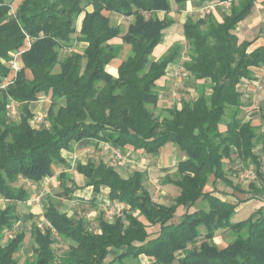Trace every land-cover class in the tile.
Returning a JSON list of instances; mask_svg holds the SVG:
<instances>
[{"label": "trees", "instance_id": "1", "mask_svg": "<svg viewBox=\"0 0 264 264\" xmlns=\"http://www.w3.org/2000/svg\"><path fill=\"white\" fill-rule=\"evenodd\" d=\"M188 1L231 4L222 21L212 13L188 17L183 25L185 43L152 59L164 30L174 23L171 12H181ZM257 1L20 0L11 12L13 0H0V77L10 73L5 62L11 53H19L23 61L10 84L0 89V196L8 201L0 209V264H19L17 253L26 238L25 230L6 235L20 219L17 204L30 196L26 187L16 183L52 176L55 166L65 163L62 149L85 138H101L121 151L131 146L147 153L176 143L185 157L177 164L176 176L166 182L178 186L180 193L170 205L159 203L145 184L146 171L135 170L125 178L103 161L80 164L77 168L88 185L97 192L108 187L109 198L129 208L115 221L99 217L96 230L85 219L76 220L54 204L46 205L49 225L42 230L32 223L33 256L24 264H128L141 256L149 264H264V208L237 220L242 200L205 190L212 175L215 185L219 180L232 184L225 175V159L252 164L264 183L255 150L264 142V105L259 125L245 120L237 89L240 82L255 80L253 67L264 66V45L251 49L254 39L240 40L236 33ZM261 4L264 9V0ZM104 11L132 21L124 31ZM159 11L165 12L163 18ZM124 44L131 51L115 76L107 67ZM184 51V67L199 81L200 94L194 100L184 99L181 108H167L161 117L154 111L158 80ZM41 93L50 94L48 124L36 127L31 123L30 102ZM10 100L20 107L18 119L10 116ZM200 199L207 201L208 208H194ZM180 205L184 207L180 220L171 222ZM149 225L160 226L155 237H150ZM219 229L235 234L223 248L214 241ZM58 241L69 243L60 255L54 248Z\"/></svg>", "mask_w": 264, "mask_h": 264}, {"label": "crops", "instance_id": "2", "mask_svg": "<svg viewBox=\"0 0 264 264\" xmlns=\"http://www.w3.org/2000/svg\"><path fill=\"white\" fill-rule=\"evenodd\" d=\"M18 3L15 5V7H13L14 5L12 6L11 12H13L16 9ZM205 7H210L211 11L208 12L206 9H204ZM229 10L230 7L225 2L215 3V2L207 1L203 4H198L193 1H188L185 8L181 12H174V11L171 12V13H176V15L172 16V18L174 19V23L172 25H175L176 27L171 29L172 31L164 30L163 39L161 42L162 44L160 43V45L157 46L156 49L161 46L162 47L166 46V44H173L178 39L181 38L185 40L183 34L184 33L183 25L185 21L188 19V17L200 18L212 13L215 15V17L218 20L222 21L223 16L229 13ZM157 14L161 18L165 16V12L163 11H159ZM81 15H82L81 20L79 21L78 19L76 23L77 31H79L81 28L84 12ZM108 15L111 16L113 15V13L109 12ZM179 24L182 27V35H179V37H175L173 30L177 29ZM263 24H264V9L262 7L261 0H258L255 7L253 8L252 13L239 22L236 33L238 34L240 40L254 39V43L251 46V49H253L257 46L264 45V34H261L262 33L261 27L263 26ZM256 28L258 29L259 33L255 37L250 38L251 34L255 32ZM84 45L85 44L83 43L81 44L82 47ZM11 54L13 57L15 53H11ZM115 59L112 60L115 63L114 65H112L114 71H111L109 69L110 64L108 65L107 69L110 73L117 76L118 66L125 58L119 57L117 61H115ZM9 61L10 60L6 61L5 63L10 67V73L6 77H0V89H5L7 85L10 84L16 73L23 67V61L20 59L19 61L21 64V68L18 71H14ZM252 69L255 80H244L237 85V89L243 101L244 99L246 98L248 99L251 97L254 98L256 97L257 99L259 98L258 100H260L261 98L264 99V66L253 67ZM182 71L185 75L189 73L187 69H185L184 64L183 65L179 64L178 60L173 61L168 65L166 69V75H164L158 81H164L165 79H174L175 76L181 74ZM27 72H30L31 75V76L28 75L27 76L32 78L31 71L27 69L26 74ZM171 84L172 83H157L158 85L157 89L159 92L158 105L161 103L162 105L166 104L164 102H167L169 104L171 100V95H169L168 91ZM186 85L188 84H185V86ZM190 86L193 87L191 89L192 90L191 97L189 99L181 98V101L174 103L173 106L181 108L182 101L184 99L194 100L199 96L201 91L200 84L189 83V87ZM185 89L188 90L189 88L185 87ZM206 92L208 93L210 92L209 87L206 88ZM1 95L2 92L0 91V97ZM45 98L50 99V94L41 93L36 100L30 102V109L34 113V117L31 120L33 126L39 127L41 123L46 122L47 110L50 106L51 100L49 101L50 103L46 104L43 100ZM8 105L9 108L11 107L10 109L13 108L12 112L16 113L17 106L19 105L12 100L9 101ZM162 107L168 108L167 105H163ZM44 110L45 113L42 120L37 121L36 118L39 115H43L42 112ZM20 116H21V110L20 112H18V117ZM105 144H110L112 147H114V145H112L107 141H104L101 138L82 139L79 142L75 143L72 148L62 149L61 152L63 157L65 158V163H63L62 165L55 166V172L52 176L46 177L39 182L31 181L38 185L40 191L38 194L36 193V191H34L33 193L29 192L30 193L29 198L26 201H22L17 204L18 213L20 214V219L17 221L15 225V228L20 230H26L25 226L29 227V232L26 231V238L24 242L25 244L21 249L24 257H26L27 255L28 256L33 255V236L31 232L32 223L35 222L36 219L37 220L40 219L41 222L37 221L35 223H37L38 227L41 228L42 230H44L49 225L48 221L45 218L44 211L46 205H49L50 203L54 204L59 211L65 212L70 217L73 218V216H75L74 219L76 220L85 219L87 225L89 221L92 219L96 220L99 217L102 216L105 217L106 211L108 209L106 206L107 202L114 203L115 204L114 209L117 211L113 219L109 221H115L120 215L123 214L125 209L129 208V206L124 202H120V201L116 202L117 200H111L108 195L109 194L108 187L103 186L101 187L99 192L95 191L93 185L87 184V177L77 168L78 165L87 164L88 162H93L97 164L100 161H103L109 164L105 159L104 155L102 154L104 153ZM108 153L112 154L113 153L112 149H109ZM122 153L126 157L127 163L129 165L125 162L126 164H123L119 167L115 165L114 167L125 178L131 175V173L129 174L130 167L128 166L134 168V171L135 170L146 171L147 174L151 176H155L156 173L166 174V169L172 165H174V169L176 170L178 162L185 157V154L181 150L180 146L173 142L166 143L164 146L160 148L159 152L157 153H147L142 150H135L131 146L126 147L124 151H122ZM215 194L222 197V192H215ZM7 203L8 201L0 196V209L5 208ZM41 223L43 224L42 226ZM98 229L99 227L96 230ZM54 233L57 234L56 232ZM58 242L62 243L61 241ZM179 254H181V252H179ZM146 259L148 261L147 257ZM24 263L25 261L22 262V264Z\"/></svg>", "mask_w": 264, "mask_h": 264}, {"label": "rangeland", "instance_id": "3", "mask_svg": "<svg viewBox=\"0 0 264 264\" xmlns=\"http://www.w3.org/2000/svg\"><path fill=\"white\" fill-rule=\"evenodd\" d=\"M20 0H13V7H15V5L19 2ZM104 13L107 15L109 12L108 11H104ZM176 15V13H171L170 16H174ZM81 16H79V21L81 20ZM77 19V21H78ZM111 19H112V23L113 24H117L120 25L123 30L125 31L129 25V23L132 21V18H126L122 15L113 13V15H111ZM175 25L170 26L169 28L165 29L166 31H169L173 28H175ZM172 31V30H171ZM175 37H179V35H182V27L179 24L177 29L173 30ZM261 34H264V24L261 27ZM166 33V32H165ZM258 29L256 28L255 32H253V34H251L250 38L255 37L258 34ZM116 41L120 42V39H117ZM177 43H185V40L183 38L178 39L175 43L173 44H166V46H161L159 48H157L155 50V52L152 54L151 58L152 59H159L161 58L163 55H165L167 52L170 51L171 48H173V46ZM162 44V43H161ZM160 45V44H159ZM158 45V46H159ZM77 48L81 49L82 46L81 44L77 46ZM131 49L129 45H125L121 51V54L118 56V58L115 59V61H117L119 59V57L121 58H126V56L130 53ZM64 54V52L62 53V55ZM187 58L185 51L183 52V54L177 59L179 64L183 65L185 59ZM115 63L112 61L110 63V70L114 71V68L112 67V65H114ZM59 69V65H57L56 70ZM183 69V68H182ZM28 76L30 75V72H27ZM165 79V78H164ZM199 81H194L192 76L188 73V74H184L183 71L181 72V74H179L178 76H175L174 79H165L164 81H158V83H172L169 87V95H171V100L169 102V104L167 102H164L166 104L163 105H167L168 108L173 107L174 103H177L179 101H181V98H186L189 99L191 97V92H192V86L189 87V83H198ZM188 84L185 86V84ZM189 88L188 90L185 89V87ZM201 89V87H200ZM259 99V98H258ZM256 97H251V98H246L244 99V106H243V110L240 114L241 117H243L245 120L248 119H252L253 124L255 125H259L261 123V113H262V106L264 105V99L261 98L260 100H258ZM44 102L46 104L50 103V99L49 98H45L43 99ZM162 103L157 105L154 108V111L156 114H160V116H164L165 114L168 113L167 108L166 107H162L163 106ZM11 108V107H10ZM10 116L14 119H18V112H20V107L17 106V110L16 113H13L12 109H10ZM45 110L42 112V116H44ZM46 124H48V122H45ZM226 128V126L224 124L221 125V129L224 130ZM114 148H118L115 147ZM119 149V148H118ZM256 152L260 155V161H261V170L264 173V142L260 141L256 148H255ZM109 151V149H108ZM107 150L104 149V153H102L105 157V159L107 160V162L109 163V165L111 166H121L123 164L127 163L126 157L123 156V160L122 163H120L117 159L116 153L113 151L112 154L108 153ZM111 151V150H110ZM115 159H114V158ZM126 162V163H125ZM128 164V163H127ZM129 165V164H128ZM129 169V174L132 173V170L134 171V168H132L131 166ZM254 171L253 169V165L252 164H247L246 161H243L241 159H236L233 162H231L229 159H225V175L227 177V179H229L231 181L232 184L226 183L223 180H219L218 183L215 185L213 184V180H214V176L212 175L210 177V180L208 182V184L205 187V190H214L215 192H222V197L228 198L232 201H239L242 200L239 203L238 206V212L235 216L234 219H244L246 217H248L252 212L257 211L260 208H264V183L262 182L261 178L258 177V175L256 176V178L254 180H250V178L247 175L248 173H246L247 171ZM128 171V170H127ZM246 171V172H243ZM255 173V172H254ZM175 177L176 176V170L174 169V165L169 166L166 169V174H158L156 173L155 176H151L149 174H147L146 179H145V184L148 186V188L151 190L153 198L155 199V201L159 202V203H163L166 205H170L172 203L175 202V198L179 195L180 193V188L178 186H176L173 183H169L166 182L167 177ZM251 182L256 186V188H254L251 185ZM16 184L18 185H23L24 187H26V189L30 192L33 193L34 191H36V193H39V188L38 185L36 183L31 182L30 180H19V182H17ZM225 192V194L223 193ZM29 193V194H30ZM118 202V201H116ZM112 202H107V211L105 214V218L108 220L113 219L115 213L117 212L114 209V203ZM197 207H204V208H208V203L207 201L200 199L197 204L195 205L194 208ZM184 212V207L182 205L178 206L177 208V212H176V216L171 220V222L177 223L180 220V215ZM73 218H75V216H73ZM41 222L40 219H36L35 222ZM91 221V222H90ZM88 223V226L90 228H98V221L99 218L92 219L90 220ZM16 225V224H15ZM43 224L41 223V226ZM26 230L29 232V227L25 226ZM148 231L150 232V237H155L156 234H158L160 226L159 225H149L148 226ZM203 229V228H202ZM17 231H20V229H16L15 226L13 229L11 230H7L6 235H13L14 233H16ZM235 234L232 230L230 229H219L216 231V235L214 237V241L218 244V246L220 248L225 247L228 242L230 240H232L234 238ZM62 243L58 242L57 244H54V248L56 250V253L58 255H60L63 252V249H67L69 243L65 242V241H61ZM25 244V243H24ZM63 246H61V245ZM33 255H27L26 257H24V255L22 254V251H19L17 253V257L19 260V264H22L23 261H27L28 259H31ZM113 256L110 255L108 257V260H110ZM128 264H148V261L146 259V257L142 256L140 259H129ZM176 264H178L176 262Z\"/></svg>", "mask_w": 264, "mask_h": 264}, {"label": "built area", "instance_id": "4", "mask_svg": "<svg viewBox=\"0 0 264 264\" xmlns=\"http://www.w3.org/2000/svg\"><path fill=\"white\" fill-rule=\"evenodd\" d=\"M228 6L231 4L230 1H226L225 2ZM204 9H206L208 12L211 11L210 7H205ZM19 53H15L13 55V57L10 59V65L12 66L13 70L14 71H18L20 68H21V64H20V59H19ZM43 116L42 115H39L36 120L39 121V120H42ZM104 149L105 150H108V149H112L115 153H116V156H117V159L120 160L119 162L122 163L121 160H123V153L120 149L118 148H114L112 147L110 144H105L104 146ZM243 172H246V171H243ZM246 173H248L247 175L245 176H248L250 178V180H254L256 178V174L254 173V171H247Z\"/></svg>", "mask_w": 264, "mask_h": 264}]
</instances>
